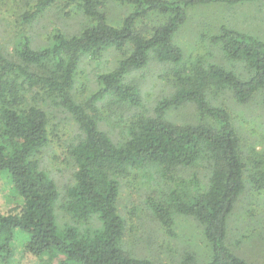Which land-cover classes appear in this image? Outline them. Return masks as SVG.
I'll use <instances>...</instances> for the list:
<instances>
[{
	"label": "trees",
	"instance_id": "1",
	"mask_svg": "<svg viewBox=\"0 0 264 264\" xmlns=\"http://www.w3.org/2000/svg\"><path fill=\"white\" fill-rule=\"evenodd\" d=\"M106 1L40 0L23 20L30 22L62 2L91 22L78 35L55 31L51 44L39 49L23 37L16 49L17 62L0 49V184H8L16 201L7 211L0 209V257L7 261L13 255L12 242L21 233L24 253L36 258L60 256L63 264H153L123 248L119 179L144 166H153L164 176L198 166L205 181L193 177L189 186L177 184L169 207L150 201L152 211L168 232L173 215L194 220L210 247L208 264H254L236 255L226 241L228 220L245 190L242 140L226 109L211 105L207 95L230 89L238 103L249 102L264 86V39L220 26L209 41L228 67L199 61L189 70L176 71L175 93L158 103L154 116L138 118L123 143L99 129L91 105L103 95L139 105V90L128 75L144 68L151 55L162 63H181L183 53L173 36L186 21L188 9L264 0H110L131 8L118 25L108 23ZM110 49L119 54L116 67L98 76L102 89L97 95L85 105L77 104L71 91L80 62L85 57L99 59ZM237 65L243 72L237 73ZM31 93L59 104L82 133L69 150L76 169L62 205L69 222L62 226L56 216L60 194L37 159L49 143L48 117L29 98ZM185 105L195 107V124L167 120L170 110ZM252 178L263 184L264 171Z\"/></svg>",
	"mask_w": 264,
	"mask_h": 264
},
{
	"label": "rangeland",
	"instance_id": "2",
	"mask_svg": "<svg viewBox=\"0 0 264 264\" xmlns=\"http://www.w3.org/2000/svg\"><path fill=\"white\" fill-rule=\"evenodd\" d=\"M40 0H0V49L4 56L17 62L16 49L23 37L39 49L51 44L55 31L65 35H78L90 24V19L64 3L46 9L30 22L24 15L35 11ZM109 24L118 25L131 12L127 5L107 0L105 4ZM187 19L173 36L174 43L183 53L179 65L162 63L153 55L148 64L127 77L139 90L140 104L121 102L115 96L103 95L91 107L98 117V127L114 142L123 143L131 126L140 117L154 116L158 103L173 95L177 89L176 71L190 69L194 63L211 62L225 65L219 49L209 41L222 25L251 36L264 39V3L236 6L208 5L187 10ZM155 18V17H154ZM119 60L113 49L99 59L85 57L75 74L71 91L77 104L85 105L101 91L98 76L112 71ZM185 68V69H183ZM182 70V72H181ZM243 68L237 65V73ZM174 78V79H173ZM34 98L48 117L49 143L37 155L40 170L55 182L60 199L56 206L59 224L69 222L63 211L67 189L74 183L75 165L70 157V147L79 141L82 133L72 116L53 100ZM208 102L223 107L229 113L245 152V190L237 199L228 220L227 245L238 256L254 264H264V183L257 184L252 177L264 171V86L247 103H238L230 89L207 95ZM32 103L33 101H28ZM88 111V110H87ZM167 120L177 124H195L198 114L193 105L170 110ZM196 177L205 181L202 167L187 168L176 173L161 175L153 166L130 172L119 179L120 193L117 209L125 221L122 240L125 252L131 256L150 260L153 264H208L210 247L200 226L191 218L173 215L168 232L152 211L150 201L169 207V196L180 183L190 185ZM0 209L7 211L16 202L9 186L0 184ZM4 190L9 192L8 194ZM17 233L12 242L13 255L0 264H63V257L36 258L24 253V246ZM25 239V237L23 238ZM23 241V240H22Z\"/></svg>",
	"mask_w": 264,
	"mask_h": 264
}]
</instances>
